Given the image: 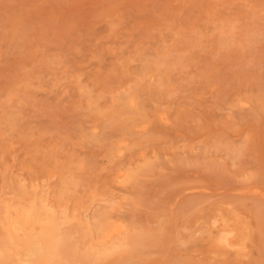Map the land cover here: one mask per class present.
I'll use <instances>...</instances> for the list:
<instances>
[{
	"label": "rangeland",
	"instance_id": "374dc122",
	"mask_svg": "<svg viewBox=\"0 0 264 264\" xmlns=\"http://www.w3.org/2000/svg\"><path fill=\"white\" fill-rule=\"evenodd\" d=\"M0 254L264 264V0H0Z\"/></svg>",
	"mask_w": 264,
	"mask_h": 264
},
{
	"label": "bare ground",
	"instance_id": "6f19581e",
	"mask_svg": "<svg viewBox=\"0 0 264 264\" xmlns=\"http://www.w3.org/2000/svg\"><path fill=\"white\" fill-rule=\"evenodd\" d=\"M244 104V103H243ZM162 120V119H161ZM15 217V216H14ZM1 255V254H0Z\"/></svg>",
	"mask_w": 264,
	"mask_h": 264
}]
</instances>
